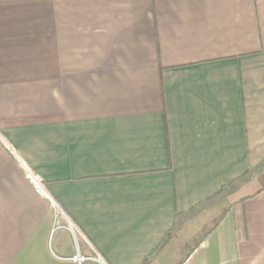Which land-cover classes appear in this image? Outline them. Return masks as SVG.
<instances>
[{"label":"crops","instance_id":"crops-1","mask_svg":"<svg viewBox=\"0 0 264 264\" xmlns=\"http://www.w3.org/2000/svg\"><path fill=\"white\" fill-rule=\"evenodd\" d=\"M96 252L264 264V0H0V264Z\"/></svg>","mask_w":264,"mask_h":264},{"label":"built area","instance_id":"built-area-1","mask_svg":"<svg viewBox=\"0 0 264 264\" xmlns=\"http://www.w3.org/2000/svg\"><path fill=\"white\" fill-rule=\"evenodd\" d=\"M25 173H26V178L29 180V182L33 185L34 190L36 193L51 199L53 201L52 196L49 194V192L45 189V183H44V179L42 176H40L39 174H35L33 173L28 167L25 166ZM59 210L63 213L62 209L59 208ZM67 219V224L68 227L73 231L76 232V228L74 226V224L71 222V220L65 216ZM92 259L95 260L97 262H100L101 264H107L106 261L102 258V256H100L97 252L93 255V256H85L81 253H77L74 256H72L71 260L77 264H83L84 262H86L87 260Z\"/></svg>","mask_w":264,"mask_h":264}]
</instances>
